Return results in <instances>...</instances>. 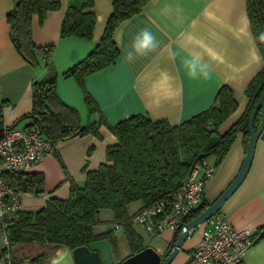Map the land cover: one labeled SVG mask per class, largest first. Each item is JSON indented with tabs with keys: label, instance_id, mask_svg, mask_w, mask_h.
I'll return each instance as SVG.
<instances>
[{
	"label": "crops",
	"instance_id": "obj_1",
	"mask_svg": "<svg viewBox=\"0 0 264 264\" xmlns=\"http://www.w3.org/2000/svg\"><path fill=\"white\" fill-rule=\"evenodd\" d=\"M80 4L81 0H60V7L47 11L43 20L39 21L34 14L31 24L34 43L54 44L51 61L57 74L56 93L77 111L80 125L96 122L100 117L113 125L138 113L178 125L211 105L222 85L232 90L236 106L217 126V131L224 133L242 115L248 102L247 87L264 65L250 31L245 0H150L140 13L115 28L114 39L119 47L115 61L86 74L82 85L74 76L62 73L93 49L112 4L111 0H93L90 9L96 21L91 38L61 37L59 29L67 6ZM12 6L13 0H0V99L4 101L1 118L8 125L22 126L27 122L22 116L31 110V83L42 78L47 69L41 60L37 66H30L12 44L7 20ZM144 29L154 35L158 47L139 55L133 44ZM129 52L134 54L131 61L127 59ZM85 92L93 98L97 109L89 110ZM97 131L100 137L86 133L57 141L53 153L45 154L27 169L43 173L44 193L23 194L22 210H38L50 197L67 198L71 183L83 185L86 170L106 161L105 149L116 143V137L105 123H100ZM244 154L243 133L237 131L221 158L217 160L211 155L206 159L213 172L203 188L204 201H213L232 181ZM144 204V200L129 203L128 216ZM218 212L234 226H247L254 231L264 228V139L261 137L256 141L245 177ZM99 219L111 221V226L115 222L113 218ZM96 225L95 233L112 229L97 230ZM202 226L190 232L169 264H182L188 258L200 238ZM120 229L114 230L118 236ZM173 234L171 229H161L152 237L155 244L150 246L163 254L172 243ZM88 246L98 250L102 264L117 263L108 239L94 240ZM242 264H264V236L245 251Z\"/></svg>",
	"mask_w": 264,
	"mask_h": 264
},
{
	"label": "trees",
	"instance_id": "obj_2",
	"mask_svg": "<svg viewBox=\"0 0 264 264\" xmlns=\"http://www.w3.org/2000/svg\"><path fill=\"white\" fill-rule=\"evenodd\" d=\"M150 0H111L112 11L102 34L93 49L81 60L63 71L64 76H74L82 85L86 74L100 70L113 63L119 54L114 39V30L120 22L140 13ZM250 31L264 62V0H245ZM93 0H81L80 6L68 5L60 24L59 34L89 39L96 21L90 9ZM60 7V0H13L7 14L9 37L20 56L30 66L35 67L41 60L46 74L31 83V110L23 118H31L37 123L52 142L68 140L86 133L100 137L97 127L105 123L116 137V143L105 149L106 161L95 169L86 170L83 185H70L67 198H47L38 210H18L9 224L10 261L17 264H46L45 247L62 244L70 247L88 245L94 240L108 239L116 262L119 256V238L113 229L95 233L94 225L100 222L99 209H110L114 221L128 219L126 206L137 200L145 203L166 195L177 187L192 164L203 158L215 155L217 160L228 150L234 133L241 131L244 150L248 142V118L264 87V65L247 87L248 102L242 115L224 133L217 126L235 108L236 101L232 90L222 85L217 90L211 105L192 115L178 125L166 119L153 120L146 114L130 115L115 124L107 123L103 117L96 122L80 125L77 111L65 104L56 93L57 74L51 56L54 44H36L31 36L34 14L39 21L47 11ZM84 100L90 111L97 109L88 92ZM4 101L0 99V110ZM260 122L259 112L254 119L256 129ZM204 154L203 157H199ZM10 189L23 194L44 193V176L39 171H12L4 175ZM210 202L202 203L185 217L188 221L196 216ZM122 236L129 249L127 255L146 246L142 236L134 229L133 223L121 226ZM179 230L174 231L172 243L163 251H170ZM264 233L260 235L263 237ZM36 248L37 252L17 256L16 247ZM0 248V259L6 254ZM22 251V250H21ZM126 255V256H127ZM26 260V262H25ZM116 263V264H117Z\"/></svg>",
	"mask_w": 264,
	"mask_h": 264
},
{
	"label": "built area",
	"instance_id": "obj_3",
	"mask_svg": "<svg viewBox=\"0 0 264 264\" xmlns=\"http://www.w3.org/2000/svg\"><path fill=\"white\" fill-rule=\"evenodd\" d=\"M2 111L3 108L0 110V238L7 249L2 261L9 262L8 227L21 209L22 194L10 189L4 175L27 171L56 148L33 119L28 118L22 126L8 125L1 118ZM212 172L213 168L205 158L194 162L177 187L145 203L126 221L114 222L113 228L131 222L151 237L164 228L180 230L186 215L202 203L203 188ZM201 224L200 238L182 264H242L245 251L264 233V228L254 231L247 226H234L219 212Z\"/></svg>",
	"mask_w": 264,
	"mask_h": 264
},
{
	"label": "water",
	"instance_id": "obj_4",
	"mask_svg": "<svg viewBox=\"0 0 264 264\" xmlns=\"http://www.w3.org/2000/svg\"><path fill=\"white\" fill-rule=\"evenodd\" d=\"M258 112L260 114V122L255 129L253 123ZM248 132L247 147L238 173L213 201L196 216L183 223L170 251L166 254H161L154 247L146 245L142 249L125 256L117 264H169L190 232L211 215L219 211L224 201L245 177L252 160L257 139L259 137L264 139V87L249 115ZM203 155L204 154H200L199 157L201 158ZM50 247L51 249L48 250L49 254L46 258V264H102L98 250L91 249L88 245L70 247L62 244H51ZM0 264L17 263H13L12 261L5 262L0 259Z\"/></svg>",
	"mask_w": 264,
	"mask_h": 264
},
{
	"label": "rangeland",
	"instance_id": "obj_5",
	"mask_svg": "<svg viewBox=\"0 0 264 264\" xmlns=\"http://www.w3.org/2000/svg\"><path fill=\"white\" fill-rule=\"evenodd\" d=\"M205 159H209V157H206ZM99 217L103 218V219L104 218H110V220H112V218H113V220H114V215L112 216V212L110 211V209H106V208L101 210V212L99 213ZM134 225L133 226L136 228V230L142 236L144 244H146V245L155 244V239H153L149 234H147L140 226H138L137 224H134ZM109 227H111L116 232L119 231L118 228H113V225L111 226V221H101L99 224L96 225L97 230L98 229L100 230L102 228H109ZM118 238H119L118 250L120 252L119 256L124 257L128 254L129 249L125 243V240L123 239L121 229H120V235L118 236ZM3 247H4V245H3L1 238H0V248H3ZM22 253H25V252H22ZM25 262H26V260H25Z\"/></svg>",
	"mask_w": 264,
	"mask_h": 264
},
{
	"label": "clouds",
	"instance_id": "obj_6",
	"mask_svg": "<svg viewBox=\"0 0 264 264\" xmlns=\"http://www.w3.org/2000/svg\"><path fill=\"white\" fill-rule=\"evenodd\" d=\"M158 47V42L156 41L154 35L147 29L142 30L135 38L133 48L136 54L146 55L149 52L155 50ZM127 59L129 61L134 59L133 52L127 54Z\"/></svg>",
	"mask_w": 264,
	"mask_h": 264
},
{
	"label": "flooded vegetation",
	"instance_id": "obj_7",
	"mask_svg": "<svg viewBox=\"0 0 264 264\" xmlns=\"http://www.w3.org/2000/svg\"><path fill=\"white\" fill-rule=\"evenodd\" d=\"M49 249H51L50 245H48L47 247H45V252H47L48 254H49V252H48ZM52 249H53V248H52ZM21 250H22V251H21ZM23 250L26 251V253H30L31 251H32V252H37V249L34 248V247H33V249L31 248V249H30L31 251H30V250L27 249L25 246H23V245L21 246V245H20V246L16 247V251H17V256H18V257H20V256L22 255ZM48 254H47V257H48Z\"/></svg>",
	"mask_w": 264,
	"mask_h": 264
}]
</instances>
